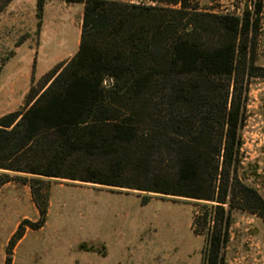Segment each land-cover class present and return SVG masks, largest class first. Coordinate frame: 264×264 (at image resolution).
<instances>
[{
  "label": "trees",
  "instance_id": "1",
  "mask_svg": "<svg viewBox=\"0 0 264 264\" xmlns=\"http://www.w3.org/2000/svg\"><path fill=\"white\" fill-rule=\"evenodd\" d=\"M64 1L82 4L77 50L0 116V189L20 173L201 201L192 230L210 224L204 264H223L232 210L264 224V199L238 178L247 83L264 79L245 59L261 0L240 16L199 0Z\"/></svg>",
  "mask_w": 264,
  "mask_h": 264
},
{
  "label": "rangeland",
  "instance_id": "2",
  "mask_svg": "<svg viewBox=\"0 0 264 264\" xmlns=\"http://www.w3.org/2000/svg\"><path fill=\"white\" fill-rule=\"evenodd\" d=\"M199 1L209 15L254 12L255 0ZM81 16L82 4L64 0H45L40 11L37 0H13L0 13V112L11 98L3 92L8 84H14L16 93L29 82V89L36 87L75 54ZM246 40V62L251 58L254 67L264 68V0ZM23 106L24 100L16 111ZM239 134L238 178L264 199L263 78L248 80ZM9 175L19 179L0 189V264H204L210 224L200 226L197 233L192 230L201 201L68 179ZM31 179L41 181L35 186L47 203L44 223L35 230L32 225L39 216L28 186ZM230 217L223 264H264L262 221L238 209ZM18 229L22 237L10 246Z\"/></svg>",
  "mask_w": 264,
  "mask_h": 264
},
{
  "label": "crops",
  "instance_id": "3",
  "mask_svg": "<svg viewBox=\"0 0 264 264\" xmlns=\"http://www.w3.org/2000/svg\"><path fill=\"white\" fill-rule=\"evenodd\" d=\"M30 84V82H29ZM29 84L26 86V88L22 92H17L15 91V86L14 84H8L4 89L3 92L6 96H10V100L7 103V108L5 110L0 112V116L11 113L16 111L21 105L24 100V97L29 89Z\"/></svg>",
  "mask_w": 264,
  "mask_h": 264
}]
</instances>
